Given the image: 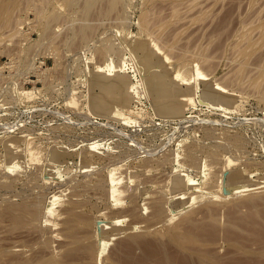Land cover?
<instances>
[{
    "label": "rangeland",
    "instance_id": "1",
    "mask_svg": "<svg viewBox=\"0 0 264 264\" xmlns=\"http://www.w3.org/2000/svg\"><path fill=\"white\" fill-rule=\"evenodd\" d=\"M16 1L0 0L1 19L6 8L12 7L13 11L10 9L14 16L12 18L17 22L16 24L13 21L12 25L15 26L11 28L0 30V181L8 183V185L0 183V264L23 262L46 264L53 258H56V262H47V264H88L91 261H96L95 264H110V262L112 264H211V262L216 264L218 261L224 264L228 262L229 264H264L263 238L239 242L234 237L232 240V235H228L225 231L228 227L226 221L229 222L230 219V216H227L233 208L232 202H239L240 205V202L243 199L245 202V199L252 196L251 194L261 195L264 202V97L262 96L264 92L261 93L264 89L262 86L264 80L261 81L262 89L257 87L258 85L254 86L255 81L260 83V80L264 79L261 71L264 69V47L263 44L259 49L257 47L252 57L246 59L248 63L247 61L243 63L241 61L243 57L238 54V46L242 44L239 42L240 32L251 25L255 27H251L252 30L257 31L252 32L254 37L255 34L262 35L264 31H262L264 24L261 25V29L256 26L260 18L262 20L259 25L264 23L262 18L264 0H252V3L255 1L257 5L250 3L251 0H207L209 3L206 0H201L202 3L197 0V4L200 3L194 5L195 8L192 0V2L177 0L178 3L175 4L179 7L185 6V9L184 6L181 7L184 10H179L182 15L178 16L181 17L180 19L172 12L173 8L175 10L176 7L178 8V5L174 4L175 0L151 2L121 0L119 7L112 11L109 0H96V3L95 0H73L74 3L70 2L72 0H21L19 3ZM90 1L92 4L95 3V9H91L94 7L90 6L94 4L90 3L89 11L86 13L85 4ZM215 1L217 2L214 3ZM186 2L193 4L186 5ZM250 5H254L252 6L254 9ZM200 11L207 12V16L204 17L205 14ZM148 12H151V23L147 29L148 25L144 23L143 16ZM54 13L59 19L55 18ZM51 14L54 18L49 17ZM50 20L51 27L47 29ZM45 22H48L47 26ZM170 22L175 23L169 24ZM158 23L165 26L169 24V29L164 25L167 31L163 26L160 28L161 25ZM81 26H93L95 32L90 29L93 34L91 36V32L88 33V39L86 38L85 41L80 37V32L76 33L80 38L76 39L74 36L73 40V33L75 35L79 27L82 29ZM158 30L166 31V37L164 35L165 38L162 39L163 35L158 34ZM118 32L123 33V38ZM155 33L158 36L154 35ZM139 40H146L148 43L158 42L162 53L169 57H171L170 50L176 56L184 53L185 55L178 56H183L182 59L188 53L187 59L190 60L194 58V54L208 53L207 57L213 59V61L211 59L213 64L211 65L210 62L208 66L202 64L208 73L209 79H205L206 81L215 79L226 85L225 89L231 94L232 101L228 106L216 107L201 100V87L205 80L193 76L191 84L195 89L191 103L178 110L164 109L162 114L157 113L142 84L143 73L140 68L143 66V52L137 49ZM110 42L115 43L114 49L117 51L107 55L103 45ZM234 42L238 45L237 49L234 48L238 53H233ZM98 48L103 50L100 51ZM97 49L102 53L100 54ZM256 51L257 55H253ZM103 53L106 57L102 55ZM174 53H171L170 61L179 62L182 71L187 70L186 73L189 74L192 68L191 64L187 63L190 60L185 63L186 59L181 61ZM188 55L192 57L188 58ZM195 56L198 58V55ZM236 58H240V61ZM111 61L119 67L121 65L123 69L125 67L130 76L133 75L131 78L137 84L136 87H139L136 89L138 99L130 106L133 118L137 117L131 122L96 116L91 113L87 105L89 70H93L96 65L105 66ZM242 63L249 64L247 68L251 71L249 70L248 73L255 75V79L259 75L260 78L263 75L262 78L251 79L252 75L247 77V71H244L246 76L240 73L238 75L243 79L249 78L246 79V87V82L240 87L235 82L233 84L234 78L237 80L234 76L236 64L238 67H246ZM255 68L258 71H255ZM144 73L147 75L149 71L145 69ZM231 78L234 80L232 81ZM182 86L186 88L187 82L183 81ZM28 91L33 92L28 93ZM72 97L76 99V105ZM171 112L178 113L171 114ZM10 137L17 139L19 149L27 155L20 162L21 167L11 170L12 173L4 155V145ZM56 147L62 160L60 163L52 164V153ZM229 159H233L232 164H229ZM203 167L209 172L205 182L200 178L202 170H205ZM176 169H183L197 176L198 181L202 182L200 186L202 188L187 192L186 202L182 203L179 209L173 210L168 207L169 199L172 197L169 184ZM241 171L245 172V178L237 176ZM113 179L115 184L111 183ZM241 186L244 187L238 189ZM226 187L231 188V191H226ZM76 188L80 189L78 193L81 192V195L77 196ZM57 190L60 193L58 192V198L54 200L56 204L47 212L46 204H49L50 196ZM72 190L76 194L71 192ZM69 198L72 200H68ZM33 203H36V206L39 204L37 210ZM245 205L242 202V207L238 206L240 213L249 211L248 204ZM65 206L78 210L74 211L69 207L71 211L73 210L74 216L69 214L68 217L64 211ZM60 208H63L62 211L65 213L62 215L67 220L64 221L65 223L62 222L64 220L62 217L60 219L57 217L59 220L55 218L57 216L55 213ZM69 208L66 210L68 211ZM34 209L37 214L36 220H34L36 215ZM210 211L219 217L217 222L220 223L216 224L217 235L215 233L218 240L214 237L210 240L212 243L206 242L208 245L204 246L205 249L198 251L196 246H187L183 249L166 235L167 229H170L169 225L178 224L183 214L184 217L191 213L196 220L207 225ZM100 214L103 216L100 217ZM67 217L75 219L69 221ZM100 219L119 222L116 225L122 227L123 231L114 236L117 237L116 239L111 236L112 239L106 244V251L98 244L100 249L96 257H93L95 253L90 256L84 249L87 253L85 257L83 255L86 253L82 250L85 247L81 246L83 244L85 246L86 240V247L87 244L90 246L91 243L96 242L95 236ZM37 220H40L38 221L40 225H37ZM68 221L69 225H67ZM73 221L76 222L75 228L72 225ZM67 226L70 229L73 226L72 231L67 230L65 228ZM65 229L67 232H73L75 237L73 235L70 237L71 233L64 232ZM130 234H137L136 241H131ZM78 235L81 238L83 235H88L87 237L91 236L89 237L91 239L85 240L83 236L85 241L83 242L78 239L80 238ZM67 237L70 239L74 237V240ZM88 240L92 242L88 243ZM115 241H118L116 245H114ZM125 241L131 243L127 245L128 250L126 249L124 254L126 256L129 253L131 256L113 255L117 251L112 250ZM63 242L69 245L65 246ZM126 242L124 244H127ZM72 246L75 249H72ZM164 246L167 250L166 255ZM64 247L71 249L68 251ZM206 247L210 248L211 254ZM65 250L67 252H63ZM110 251L118 260L111 258ZM205 252H208L207 255L213 254L204 257L206 261L200 257ZM65 255L71 260L65 259ZM106 255L108 259L105 258ZM224 255L226 258L223 257ZM62 257L69 263H65ZM91 258L96 259L94 261ZM85 259L91 261L88 260L86 263ZM60 260L63 262L59 263Z\"/></svg>",
    "mask_w": 264,
    "mask_h": 264
},
{
    "label": "bare ground",
    "instance_id": "2",
    "mask_svg": "<svg viewBox=\"0 0 264 264\" xmlns=\"http://www.w3.org/2000/svg\"><path fill=\"white\" fill-rule=\"evenodd\" d=\"M18 1V3H19V1H21V0H17ZM16 1V2H17ZM93 1V0H92ZM97 1H99V0H97ZM149 1V0H148ZM152 0H150L149 2H151ZM187 1H191V0H187ZM193 2H194V4L193 3H188L189 5L191 4H193V7L195 8V6H197V5H199V3L201 2V0H199L198 2V4H197V0H192ZM191 1V2H192ZM203 1V0H202ZM207 1V0H206ZM209 1H211V0H209ZM214 1V0H213ZM220 1V0H219ZM71 3H74L73 2V0L72 1H70ZM120 2H121V0H109V7H110V10L112 11V10H114V9H117V7H119V4H120ZM125 2V1H124ZM148 2V3H149ZM155 2V1H154ZM175 2H177L178 3V1L177 0H175L174 1V4H175ZM208 2V1H207ZM217 1H215L214 3H216ZM17 3V4H18ZM76 3V2H75ZM87 3V5L85 4V12L87 13L88 11H89V8L90 7H94L95 6V3H96V0H95V3H93L92 4V2L90 1V2H86ZM90 3H91V5H93V6H90V7H88L89 5H90ZM180 3V2H179ZM202 3V2H201ZM206 3V2H205ZM204 3V4H205ZM209 3V2H208ZM250 3H252V0H251V2ZM256 2L255 1H253V3L252 4H255ZM16 4V3H15ZM125 4V3H124ZM174 4H173V6H174ZM186 5H188L187 4V2L185 3ZM74 5H76V4H74ZM150 5H152V4H150ZM154 5V4H153ZM176 5H178V4H175V6ZM181 5V4H180ZM190 5V6H191ZM195 5V6H194ZM256 5H257V3H256ZM174 6V7H175ZM184 6V5H183ZM183 6H181V7H183ZM202 7L203 6H206V5H201ZM251 7L252 6H254V5H250ZM249 6V7H250ZM8 7V6H7ZM11 7V6H10ZM181 7H179V5H178V8L176 7V10H175V8H173V10H175V11H173L172 10V12L173 13H175V15L178 17V16H182L181 15V13H180V11L179 10H184L185 9V6H184V9L183 8H181ZM188 7V6H187ZM198 7H200V6H198ZM207 7H209V6H207ZM211 7V6H210ZM12 8V7H11ZM11 8H6V11H5V13H4V15H3V18L1 19V16H0V30H3V29H5V28H8V27H13V25H12V23H13V19L14 18H12V16H13V12H11V10L13 11V9H11ZM14 8V7H13ZM194 8H191V9H194ZM205 8V7H204ZM253 8V7H252ZM8 9V10H7ZM11 9V10H10ZM91 9H95V7L94 8H91ZM196 9H197V7H196ZM254 9V8H253ZM110 10H108V11H110ZM200 10V9H199ZM203 10V9H202ZM260 10V9H259ZM258 10V11H259ZM92 11V10H91ZM186 11H189V10H186ZM192 11H195V10H192ZM181 12H183V11H181ZM201 12V11H200ZM262 12V11H261ZM202 13V12H201ZM207 13V12H206ZM206 13H202V14H205V16L204 17H206L207 15H206ZM208 13H210V12H208ZM259 13V12H258ZM262 13H264V11L262 12ZM1 14H3V12H1ZM151 12H148V13H145L144 14V16H143V21H144V23L146 24V26H147V29L149 28V24L151 23L150 22V17H151ZM183 14V13H182ZM54 15H55V18H57L56 16V13H54ZM54 15L53 14H51L49 17H51V16H53V18H54ZM174 15V14H173ZM173 15H171V16H173ZM263 15V14H262ZM259 16H261V14L259 15ZM14 17V16H13ZM58 17H59V14H58ZM174 17V16H173ZM172 17V18H173ZM177 17H174V18H177ZM52 18V17H51ZM179 19L181 18V17H178ZM259 18V17H258ZM262 18H264L263 16H262ZM48 19V18H47ZM57 19H59V18H57ZM170 19V18H169ZM168 19V21H172V20H169ZM56 20V19H55ZM153 20V19H152ZM163 20H165V19H163ZM175 20V19H174ZM173 20V21H174ZM262 19L260 18V20H259V23H260V21H261ZM48 21V20H47ZM162 21V20H161ZM176 22H177V20H175ZM14 22H16V21H14ZM54 22V21H53ZM53 22H52V25H53ZM154 24H156L154 21H152ZM165 22V21H164ZM166 22H167V19H166ZM255 22H258V21H255ZM264 22V21H263ZM46 23V26H47V23L48 22H45ZM50 23H51V20L49 21V25H50ZM171 23H175V22H170L169 24H171ZM248 23V22H247ZM259 23L258 24H256V26L258 27V28H260L261 27V25H263L264 23H262V24H260L259 25ZM16 24H17V22H16ZM158 24H160V23H158ZM161 24H162V22H161ZM160 24V25H161ZM166 24V23H165ZM167 25L166 24V28L167 29H169L168 28V26H170V25ZM251 24H252V22H251ZM18 25H20V23H18ZM17 25V26H18ZM163 25H161L160 26V28L163 26ZM173 25V24H172ZM248 25H250V24H247V26ZM15 26V25H14ZM17 26H16V28H17ZM45 26V25H44ZM83 26V25H82ZM81 26V27H82ZM151 26V25H150ZM154 26V25H153ZM156 26V25H155ZM163 26V27H164ZM264 26V25H263ZM18 27H20V26H18ZM51 27V25L47 28V29H49ZM90 26H86V27H82V29L79 27V31L78 32H75V35H74V33H73V36H72V38L75 36L76 37V39L78 38H80V37H82L83 39L82 40H84L85 41V39L87 38L88 39V33H90L91 32V36H92V34H93V31L95 32V27H90ZM156 27H158V26H156ZM162 27V28H163ZM163 28V29H165L166 30V28ZM250 27V28H249ZM251 27H254V26H248V28L249 29H253V28H251ZM45 28V27H44ZM78 28V27H77ZM93 28V29H92ZM146 28V27H145ZM155 28V27H154ZM159 27L157 28V29H159V30H161ZM248 28H246L245 29V31H242V32H240L239 33V35H240V39L242 40H238V37L236 38L237 39V41H239V42H242V46L240 45V46H238V45H236V43L234 42V44H235V46L234 47H232V49H233V53L234 52H236V53H238V51H239V53L238 54H241V58L243 57V59L241 60L243 63L245 62V61H247L246 59H248V57H252V53L257 49V47H258V49L260 48L259 46L260 45H262L263 44V47H264V28H262V35H260V33L258 34L259 36H257L256 34H255V37L253 36L254 34L253 33H255V32H257L256 30H255V32L252 30H249ZM255 28V27H254ZM260 28V29H261ZM18 29V28H17ZM46 29V28H45ZM75 29V28H74ZM81 29V30H80ZM93 30V31H91V30ZM20 30V29H19ZM76 30V29H75ZM74 30V31H75ZM156 30V29H155ZM157 31V32H159L158 34H160L161 36H162V39H163V37H164V35H165V37H166V34H167V30L166 31H163L162 30V32H160V31ZM244 30V29H243ZM73 31V32H74ZM77 31V30H76ZM259 31V30H258ZM80 32V37L78 36H76V33H79ZM165 32H166V34H165ZM251 32V33H250ZM253 32V33H252ZM119 34H120V36L123 38V36H122V34L120 33V32H118ZM162 33V34H161ZM154 35H156V36H158L156 33L154 34ZM237 36V35H236ZM75 37L73 38V40L75 39ZM164 37V38H165ZM71 38V37H70ZM73 40H72V42H73ZM70 41H71V39H70ZM110 41V40H109ZM112 41V40H111ZM150 41V40H149ZM156 41V40H155ZM88 42V41H87ZM157 42V41H156ZM239 42H237L238 44H240ZM113 43V42H112ZM111 42L110 43H106V45H103V47H104V51H105V53H107V55L108 54H111L112 52H114L115 51V47H114V44H112ZM158 43V42H157ZM157 43H151V42H147L146 40H139L138 42H137V49L138 50H140V51H142L143 52V56H142V63H143V66L140 68V70H141V72L143 73V80H142V84L144 85V88H145V90H146V92L148 93V95H149V98H150V100H151V102H152V104H153V106H154V108H155V110L157 111V113H159V114H162L163 113V110L164 109H167V110H169V109H173V110H178V109H180V108H182V107H184V106H186V105H188L189 103H191V100L193 99V91H194V89H195V86L194 85H192L191 84V81H192V78H193V76H195V77H198L200 80H205V83H204V85L201 87L202 88V90H201V100H205L206 102H208L209 104L211 103V105L212 104H214V105H216V107L217 106H228V104L232 101V96H231V94L230 93H228V91L225 89L226 87V85L224 86V85H222L220 82H218L217 80H213V79H211V80H208V81H206V79L205 78H208L207 77V75H208V73L204 70V68H203V65L202 64H204V66L205 65H207L209 62L211 63V59H210V56L209 57H207V55H208V53L207 54H204V52H203V54L201 53V55H199V53L198 54H192L193 55V57L195 58H193V59H191L190 60V58H189V56L190 55H188V58L189 59H187V54H186V56H184L185 58H183V59H186L185 60V63H187L186 61L187 60H190V62L189 63H187V64H191V71L193 72V73H191V71H190V73L188 74V73H186L187 72V70L185 71H182V68L181 67H179V65H178V63L179 62H177L179 59H176L177 61V63H175V62H171L170 61V58H172V54L171 53H174V52H172V50H170L171 51V53H170V56L171 57H169V56H167L166 54H164V53H162V51L160 50V47H159V44H157ZM244 43V44H243ZM237 46H238V51L236 50L235 51V49H237ZM236 47V48H235ZM239 47H241L240 49H239ZM262 47V46H261ZM263 47H262V51H263ZM102 48V47H101ZM235 48V49H234ZM99 49V48H98ZM97 49V50H98ZM172 49H174V51H176L175 50V48H172ZM202 49H203V47H202ZM206 49H207V47H206ZM229 49V48H228ZM100 50V49H99ZM98 50V51H99ZM101 50H103V49H101ZM100 50V51H101ZM99 51V52H100ZM117 51V50H116ZM115 51V52H116ZM258 52H259V50H257ZM257 51H256V53L255 54H253V55H257ZM98 52V53H99ZM114 52V53H115ZM179 52H183V51H179ZM202 52V51H201ZM102 52H100V54H101ZM105 53H103L102 55L103 56H105L106 54ZM231 53V52H230ZM105 54V55H104ZM175 54V53H174ZM259 54V53H258ZM179 55H185L184 53L182 54H177V56H176V54H175V56L176 57H178ZM195 55H198V58H197V56H195ZM232 55H234V54H232ZM237 54H235L234 56H236ZM261 55V54H260ZM106 57V56H105ZM183 57V56H182ZM182 57H178V58H180L181 59V61L183 60L182 59ZM190 57H192V56H190ZM212 57V56H211ZM238 57H240L239 55H238ZM175 59V58H174ZM216 59V58H215ZM234 59V58H233ZM237 59V58H236ZM240 59V58H239ZM239 59H237V60H239ZM245 59V60H244ZM244 60V61H243ZM180 61V62H181ZM184 61V60H183ZM212 61H213V59H212ZM214 61H217V60H214ZM240 61V60H239ZM239 61H238V63H239ZM264 61V60H263ZM172 63V64H171ZM173 63H175V64H173ZM185 63H183V64H185ZM215 64H216V62H214ZM242 63V64H243ZM247 63H248V61H247ZM247 63H245V64H243V65H246ZM116 63H113L112 61H111V63L109 62V64H106L105 66H95L94 68H92L93 70H89V74H90V76H89V78H90V84H89V89H88V108H89V110L91 111V113H93L94 115H96V116H101V117H107L108 119L110 118V119H114L115 121L116 120H122V121H130L131 122V120L133 119L134 120V118L135 117H137V116H135L134 118H133V116H132V114H131V110H132V108L130 107L131 106V103L134 101V100H137L138 99V92L136 91V89H139V87L137 88L136 87V83L133 81V79L131 78L132 76H130V74L128 73V71H127V69L124 67V69H126V70H124L123 68H122V66L120 65V67H119V65L118 64H116V65H118V66H116L115 65ZM122 64V63H121ZM126 64V63H125ZM187 64H185V65H187ZM192 64H193V67H192ZM213 64V62L211 63V65ZM239 64H241V62L239 63ZM104 65V64H103ZM124 65V64H123ZM181 65V64H180ZM184 65V66H185ZM210 65V64H209ZM262 65V64H261ZM182 66V65H181ZM208 66V65H207ZM214 66V65H213ZM236 66H237V68L238 69H240V71L236 68V74L234 75V76H236L237 77V80H236V78H231L232 79V81H233V84H234V82L236 83V84H238L237 86L238 87H240V85H244L245 83L244 82H246V79L248 80L249 78H244L245 79V81H244V79H243V77L241 78L238 74L240 73V75L241 74H244V71H247V77L249 76H251L252 74H250V72L248 73V71L250 70L251 71V69H249V68H247V66H249V64L248 65H246V67L245 66H240V67H238V65L236 64ZM119 67V68H118ZM127 67V66H126ZM209 67H211V66H209ZM208 67V68H209ZM252 67V66H251ZM184 68V67H183ZM246 68L248 69V70H246ZM124 71H123V70ZM145 69H147L148 71H149V73L147 74V75H145V73H144V70ZM256 69V68H255ZM261 69V68H260ZM260 69H259V71H260ZM210 70H211V68H210ZM252 70H254V69H252ZM255 71H258V69H256ZM262 72V74L264 75V69L263 70H261ZM259 72H257V74H258ZM250 74V75H249ZM197 75V76H196ZM245 75V74H244ZM244 75H242V76H244ZM263 75H261V78H262V76ZM231 76V75H230ZM230 76H229V79H230ZM233 76V77H234ZM240 78H239V77ZM246 76V75H245ZM244 76V77H245ZM255 76V75H254ZM253 75L250 77L251 79H253L252 77H254ZM257 76V75H256ZM258 78L257 79H255L256 77H254V79L255 80H258L259 78H260V75L259 76H257ZM134 78V77H133ZM197 78V79H198ZM260 78V79H261ZM194 79V78H193ZM198 79V80H199ZM209 79V78H208ZM228 79V78H227ZM264 79L262 78V80H260V83H259V81H255L254 82V86H256V85H258L257 87H260L261 85H262V83H263V87H264V81H263ZM138 81H140V80H138ZM183 81H185V82H187V84H188V86L186 87V88H184L183 86H182V82ZM230 81V80H229ZM232 81H230V82H232ZM261 81H263L262 83H261ZM139 83V82H138ZM229 83V82H228ZM142 84H139V86L140 85H142ZM230 84V83H229ZM232 84V83H231ZM235 84V85H236ZM142 85V86H143ZM246 85H247V82H246V84H245V87H246ZM253 86V87H254ZM261 86V87H262ZM260 87V89H262ZM256 89V88H255ZM259 89V90H260ZM31 90V89H30ZM258 90V91H259ZM139 91V90H138ZM24 92V91H23ZM23 92H22V94H23ZM33 91H28V93H32ZM73 92H76V90L74 91L73 90ZM261 92V91H260ZM264 92V89H263V91L261 92V93H263ZM25 93H26V91H25ZM260 93V94H261ZM74 94V93H73ZM32 95V94H31ZM72 96V95H71ZM263 97H264V94L262 95ZM262 96H260V97H262ZM76 97V96H75ZM21 98V97H20ZM73 98V97H72ZM23 99V98H22ZM70 99V98H69ZM263 99V98H262ZM74 100V98L72 99V101ZM76 100V99H75ZM75 100L73 101L74 103H75ZM79 101V100H78ZM77 103V102H76ZM76 103L74 104V105H76ZM79 103V102H78ZM178 112H171V114H177ZM132 120V121H133ZM126 123H129V122H126ZM17 139L16 138H14V137H10L9 139H7L6 140V142H5V145H4V147H5V159H6V163H7V166L9 167V171L12 173V171L11 170H17L18 168H20L21 167V165H20V162L23 160V159H25L26 158V153H24L23 152V150H21V149H19V146H18V144H17ZM25 151V150H24ZM28 151V150H27ZM26 151V152H27ZM27 154H29V153H27ZM3 155V156H4ZM193 155V154H192ZM51 157V156H50ZM193 157V156H192ZM194 159H196V158H194ZM51 160V159H50ZM61 160L62 159H60V154H59V150H57V147L55 148V150L53 151V153H52V160H51V162H52V164H57V163H60L61 162ZM233 160V159H232ZM232 160H230L229 159V161H230V163L229 164H232ZM63 161H64V159H63ZM191 162H193V161H191ZM195 162V161H194ZM4 163H5V160H4ZM3 163V164H4ZM205 164L207 165V163L205 162ZM204 164V166L206 167V165ZM4 166H5V164H4ZM23 166V165H22ZM205 167H203V168H205ZM207 168V167H206ZM206 168H205V170L203 171L202 170V174L200 175V178H202L203 179V182H205L206 181V178H207V175L209 174V172H207L206 171ZM208 169V168H207ZM7 170V169H6ZM8 171V170H7ZM14 172V171H13ZM6 174V173H5ZM10 174V173H9ZM7 175V174H6ZM9 176V175H8ZM238 177H240V178H245L246 177V174H245V172H243V171H241V172H239V174L237 175ZM197 177V176H196ZM194 175H192L191 173H189V172H186V171H183V169H176V171L175 172H173V175H172V177L170 178V180H171V182H170V184H169V191H170V193L172 194V197L169 199V203L168 204H170V206L168 205V207H171V209H173V210H175V209H179L180 208V205L182 204V203H184V202H186L185 200L186 199H188V198H186L187 196H186V193L188 192L189 193V191L191 192V191H193V190H198V189H201L200 188V186H201V184H202V182L200 183L199 181H198V179L196 178ZM112 179V178H111ZM114 179H115V177H114ZM113 179V180H114ZM12 180V179H11ZM14 180V179H13ZM116 180V179H115ZM115 180L114 181H111V183H114L115 182ZM201 180V179H200ZM117 181V180H116ZM77 182V181H76ZM0 183L2 184V183H6V185H8V183L7 182H1L0 181ZM10 184V183H9ZM76 184V183H75ZM80 184V183H79ZM115 184V183H114ZM114 184H113V186H114ZM82 186H84V185H82ZM244 186H241V187H238V189H241V188H243ZM81 188V187H80ZM77 189V188H76ZM83 189V188H82ZM78 190V191H77ZM76 191H77V196H78V194H80V193H78L79 192V188L77 189ZM226 191H231V188H227L226 187V189H225ZM60 193V191H58L57 190V192L55 191V193H52V196H50L51 198L49 199L50 201L48 202L49 204H46V211L48 212V211H50V209H52L53 207H54V204H56V203H54L55 201V199L56 198H58V195H59V193ZM71 192H74L73 190L71 191ZM70 192V193H71ZM75 193V192H74ZM76 194V193H75ZM82 194V193H81ZM80 194V195H81ZM252 196H249L247 199H245V202H244V199H243V204L245 205V203H246V205H247V207L249 206V211L246 213L245 211H243V212H245V213H240L239 211V207L238 206H241V203L242 202H240V205H239V202H236L235 201V203L234 202H232V205H231V207H233L231 210H232V212H229V215L227 216V217H229L230 216V219H228L229 220V222H227L226 221V223H228V224H226L228 227L226 228L227 230H228V232L230 233H228L227 232V230H225L226 231V233L228 234V235H232V240H233V237L236 239V240H238L239 242L240 241H249L250 239L252 240H254V239H256V240H259V239H261V238H263L264 239V202H262L263 201V197L261 196V195H254V194H251ZM71 196V195H70ZM72 197H74V195L72 196ZM72 197H70V198H72ZM68 199V200H72V199ZM113 198V200L115 199L114 197H112ZM246 198V197H245ZM112 200V201H113ZM116 200V199H115ZM114 200V202H116ZM73 201H75V199L73 200ZM80 201H83V200H81L80 199ZM64 202H66L65 200H64ZM168 202V201H167ZM68 203V202H67ZM76 203V202H75ZM117 203V202H116ZM116 203H115V205H116ZM234 203V204H233ZM34 205H35V209L37 210V206L39 205V204H37V206H36V203H33ZM69 204V203H68ZM81 204H82V202H81ZM81 204H79L78 203V205H81ZM66 205V204H65ZM73 205H75V204H73ZM76 205H77V203H76ZM114 205V206H115ZM166 205H167V203H166ZM245 205V206H246ZM45 206V205H44ZM164 206V205H163ZM34 207V206H33ZM52 207V208H51ZM70 206H68L67 208H69ZM73 207H76V206H73ZM79 207V206H78ZM166 207V206H165ZM167 207V208H168ZM242 207V206H241ZM240 207V208H241ZM65 208H66V206H65ZM66 208V209H67ZM70 208H72V207H70ZM70 208L68 209V211L66 210V209H64V211H66L65 213L66 214H68L67 216L68 217H70V215H73L74 213L72 212L73 210L74 211H77L78 209H73L72 211L70 210ZM34 209V210H35ZM62 209L63 208H60L59 210H57L56 211V217L55 218H57V217H59V219H60V217H62V215H64L65 213L62 211ZM36 210H35V214H36ZM70 210V211H69ZM172 210V211H173ZM239 210V211H238ZM70 212V213H69ZM71 212H72V214H71ZM242 212V211H241ZM42 213V212H41ZM75 213H77V212H75ZM194 213V212H193ZM231 213V214H230ZM55 214H54V216H55ZM70 214V215H69ZM104 214V213H103ZM103 214H102V216H103ZM186 214V213H185ZM34 215V214H33ZM39 215V214H38ZM45 215V214H44ZM184 215V214H183ZM183 215L181 216L182 217V219H179V223L177 224V223H175L176 225L174 226V225H172V224H170L171 226H172V228H171V226L169 225V227H170V229H167L168 230V232H167V234L166 235H168L169 236V238L171 239V240H173L174 242H176L177 243V245L179 246V247H183V249H185L187 246H196V247H198V251H199V249H205V245L207 246L208 245V243L206 244V242H208V241H210L211 239H213L214 237H215V233H216V235H217V231H216V229L218 230V228H216V224L217 223H220V222H217V221H219V220H217V218L219 219V217H216L217 215H214L211 211H210V214H209V216H208V224L207 225H204V224H202L199 220H196V218H194L192 215L193 214H191V213H189L188 215H185L184 217H183ZM35 216L37 217V214L36 215H34V220H36V218H35ZM74 216V215H73ZM100 217H102L101 216V214L99 215ZM65 217H66V215H65ZM67 217V218H68ZM39 218V217H38ZM37 218V219H38ZM44 218V217H43ZM64 220H63V219ZM61 219L63 220L62 222L63 223H65L64 221H67V220H65V218H64V216L62 217ZM58 219V218H57ZM56 219V220H57ZM58 219V220H59ZM68 219H70L69 221H71V220H73V219H75L74 217H73V219H71V218H68ZM99 219V218H98ZM104 219V218H103ZM103 219L100 221V225L98 226L99 228H97V230L98 231H96L97 232V234H96V232H95V234H96V236H95V239H96V242H93V243H91L92 242V240H88V243H89V241H90V243L92 244V245H90V246H88V244H87V247H86V242H87V240H86V238H89V237H91V236H89V237H87L88 235H83V236H85L84 238H85V240H86V242L85 241H83V236H82V238H81V236L80 235H78L80 238H78L79 240H82L83 242H85V246H84V244H83V246H81V247H85V248H83L82 250L85 252V250L90 254V256H91V254H93V253H95V255L93 256V257H96V253H98V249H100L99 247H98V244L99 245H101V248L102 249H104V251H106V249H105V247H107L106 246V244L108 243V240L110 241L112 238H111V236H113V239H116V238H114V236H116V234L117 235H119L120 234V231H123L122 230V227H120V226H117L116 225V223H119V222H117V221H114V222H108L107 220L105 221H103ZM115 220H118V219H115ZM181 220V221H180ZM38 221H40V220H37V225L40 223V222H38ZM43 221V220H42ZM68 221V224L67 225H69V222ZM178 222V221H177ZM75 223V224H74ZM99 223V222H98ZM41 224V223H40ZM39 224V225H40ZM44 224H45V222H44ZM43 224V225H44ZM112 224V225H111ZM173 224H174V222H173ZM43 225H42V227H43ZM46 225V224H45ZM71 225V224H70ZM72 225L74 226V228L76 227V222L75 221H73V223H72ZM111 225V226H110ZM219 225V224H218ZM73 226H71V229H70V227L68 228V226L67 227H65L67 230L68 229H70L71 231H72V227ZM109 226V227H108ZM174 226V227H173ZM225 226V225H224ZM40 227V226H39ZM73 228V229H74ZM225 228V227H224ZM40 229H41V227H40ZM43 229H45L44 227H43ZM64 230V232L66 231V233H71V236L70 237H72V235L74 234L73 232H71V231H69V232H67V230ZM75 232V231H74ZM166 232V231H165ZM73 233V234H72ZM119 233V234H118ZM65 234V233H64ZM68 234H65L66 236H69ZM87 234V233H86ZM131 236H130V239H131V241L132 242H134V241H136V238H137V234H130ZM74 237H75V235H73ZM76 236H77V233H76ZM236 236H238V237H236ZM62 237H63V235H62ZM65 237V236H64ZM70 237H67V238H69L70 239ZM74 237H73V239H70V240H74ZM110 237V238H109ZM76 238V242H78V239ZM218 238V237H217ZM216 237L214 238V239H217ZM65 239V238H64ZM89 239H91V238H89ZM127 239V238H126ZM130 239H127V240H129L130 241ZM240 239V240H239ZM66 240V239H65ZM218 240V239H217ZM216 240V241H217ZM123 241V240H122ZM121 241V242H122ZM213 241V240H212ZM255 241V240H254ZM66 242V241H65ZM65 242H63L64 244L63 245H65ZM67 242H68V240H67ZM75 242V244H77ZM83 242H81L80 241V243H83ZM118 242V241H117ZM116 241L114 242L115 244L114 245H116V243H117ZM126 242V241H125ZM124 242V243H125ZM128 242V241H127ZM126 242V243H127ZM211 242V241H210ZM210 242H209V245H211L210 244ZM214 242V241H213ZM235 242V241H234ZM264 242V241H263ZM95 243V244H94ZM120 243V242H119ZM124 243H121L122 245L120 246L119 245V247H115L116 249H113L112 251L114 252V250L115 251H117V253L115 252L113 255H115V254H120V256H122L123 257V254H124V252L126 251V249L128 250V246L127 245H129L130 243H127V244H124ZM212 243V242H211ZM215 243V242H214ZM236 243V242H235ZM251 243V242H250ZM260 243V242H259ZM262 243V242H261ZM73 244H74V242H73ZM73 244H71V245H73ZM78 244H79V242H78ZM66 245H69V244H66ZM65 245V246H66ZM82 245V244H81ZM212 245H214V244H212ZM215 245H216V243H215ZM237 245V244H236ZM241 246H242V244H240ZM251 245V244H250ZM77 247L78 246H80V245H76ZM75 246V247H76ZM118 246V245H117ZM258 246V245H257ZM260 246L262 247V245L260 244ZM69 247V246H68ZM67 247V248H68ZM113 247V246H112ZM165 247V246H164ZM195 247V249H197ZM218 247V246H217ZM243 247V246H242ZM63 248V247H62ZM61 248V249H62ZM177 248V247H176ZM194 248V247H193ZM209 248V247H208ZM235 248V247H234ZM233 248V249H234ZM256 248V247H255ZM64 249H66L65 247H64ZM70 249H71V247H70ZM69 249V250H70ZM72 249H75L74 248V246H72ZM85 249V250H84ZM164 249V248H163ZM191 249V248H190ZM206 249H207V247H206ZM233 249H231L233 252H234V250ZM244 249H245V247H244ZM256 249H258V248H256ZM63 250V249H62ZM66 250H68V249H66ZM63 251V252H67V251ZM68 250V251H69ZM165 250H166V247H165ZM164 250V254L166 255L167 254V250L165 251ZM210 250V248L209 249H207V251H209ZM236 250V249H235ZM255 250V249H254ZM103 251V250H102ZM104 251H103V253H104ZM182 251V250H181ZM212 251V250H211ZM73 252V251H72ZM112 252V253H113ZM203 252H204V250H203ZM210 252V251H209ZM214 252V251H213ZM217 252V251H216ZM232 252V253H233ZM239 252H240V249H239ZM74 253H75V251H74ZM78 254H79V252H77ZM86 253V252H85ZM102 253V252H101ZM100 253V254H101ZM102 253V254H103ZM112 253H111V251H110V256H112ZM126 253V252H125ZM197 253V252H196ZM218 253V252H217ZM217 253H216V255H217ZM236 253V252H235ZM69 255H70V257H71V254H70V252L68 253ZM191 254V253H190ZM193 254V253H192ZM208 254V252H205V254H201V258L203 257H210V256H212V255H207ZM209 254H211V252L209 253ZM215 254V253H214ZM264 254V253H263ZM67 255V254H66ZM66 255H65V259H67V258H69V256L66 258ZM98 255V254H97ZM118 255H115V256H117L118 257ZM194 255H195V253H194ZM243 255H245V254H243ZM64 256V255H63ZM83 256H87V253H86V255H83ZM109 256V257H110ZM115 256H112L111 258L112 259H117ZM124 256H125V254H124ZM126 256H131V254H127ZM125 256V257H126ZM219 256V255H218ZM222 256V255H221ZM220 256V257H221ZM261 256V255H260ZM260 256H258V257H260ZM92 257V258H93ZM97 257H99V256H97ZM100 257H102V255L100 256ZM99 257V258H100ZM104 257V256H103ZM107 257V255L105 256V258ZM115 257V258H114ZM129 257H127V259L129 258ZM200 257H199V259H200ZM215 257H217V256H215ZM219 257V258H220ZM223 257H225V255L223 256ZM228 257V256H227ZM91 258V260H94L95 261V259H92ZM149 258V257H148ZM213 258V257H212ZM222 258V257H221ZM226 258V257H225ZM264 258V257H263ZM56 259V258H55ZM54 258H53V260L51 261H47L48 263L49 262H56V260H55ZM62 259H64L63 257H62ZM65 259H64V262H65ZM87 259V258H86ZM86 259H85V262L87 263L88 262V260H90V259H88L87 261H86ZM106 259H108V258H106ZM119 259H120V257H119ZM205 259V258H204ZM204 259H202L203 261H204ZM222 259H224V258H222ZM259 259V258H258ZM68 260V259H67ZM71 259L69 258V260L68 261H70ZM90 260V261H91ZM118 260V259H117ZM124 260H125V258H124ZM201 260V259H200ZM201 260V261H202ZM61 262H59V263H62L63 261L62 260H60ZM101 261V260H100ZM115 261V260H114ZM122 261H123V259H122ZM128 261V260H127ZM205 261H206V259H205ZM207 261L208 262H210L208 259H207ZM217 261H218V258H217ZM216 261V262H217ZM47 262H46V264H47ZM57 262H58V260H57ZM93 261H91V262H88V264H90V263H92ZM106 262L108 263V261L106 260ZM126 262V261H125ZM199 262V261H198ZM215 262V263H216ZM222 262H223V260H222ZM228 262V261H227ZM260 262V261H259ZM29 263V262H28ZM65 263H69V262H65ZM94 264L95 263H97L96 261L95 262H93ZM92 263V264H93ZM104 263H105V261H104ZM22 264H26L25 262H23ZM31 264H33V263H31ZM35 264V263H34ZM43 264H45L44 262H43ZM106 264V263H105ZM110 264H112L111 262H110ZM208 264V263H207ZM211 264H212V262H211ZM216 264H224V263H221L220 261H218ZM225 264H229V262L228 263H225Z\"/></svg>",
    "mask_w": 264,
    "mask_h": 264
}]
</instances>
